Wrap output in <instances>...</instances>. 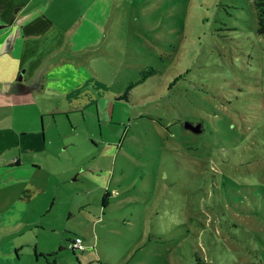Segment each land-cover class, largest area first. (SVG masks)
<instances>
[{"label":"rangeland","instance_id":"obj_1","mask_svg":"<svg viewBox=\"0 0 264 264\" xmlns=\"http://www.w3.org/2000/svg\"><path fill=\"white\" fill-rule=\"evenodd\" d=\"M9 4L12 31L37 14L52 24L28 40L50 49L45 90L74 89L75 136L59 145V213L70 217L56 234L84 250H59L54 264H264V37L253 0Z\"/></svg>","mask_w":264,"mask_h":264},{"label":"crops","instance_id":"obj_2","mask_svg":"<svg viewBox=\"0 0 264 264\" xmlns=\"http://www.w3.org/2000/svg\"><path fill=\"white\" fill-rule=\"evenodd\" d=\"M9 2L0 0V264H54L56 253L79 238L65 242V249L56 234L60 217H70V212L59 213L64 174L59 145L67 150L75 136L69 102L74 89L62 81L60 89L49 85L45 90L47 82L39 80L50 49L30 46L28 40L41 37L52 24L37 14L12 31Z\"/></svg>","mask_w":264,"mask_h":264},{"label":"trees","instance_id":"obj_3","mask_svg":"<svg viewBox=\"0 0 264 264\" xmlns=\"http://www.w3.org/2000/svg\"><path fill=\"white\" fill-rule=\"evenodd\" d=\"M253 5H254V9L256 12V23H257V33L264 37V0H253ZM141 79L138 81H142L144 78H146L148 75H152L154 73V71L152 69H148L146 71H142L141 72ZM132 86V84H130L127 88V90L121 95V98H125L127 92L129 91L130 87ZM191 126L195 127L196 125L199 124H192V123H188ZM200 125H199V129H200ZM188 130V129H186Z\"/></svg>","mask_w":264,"mask_h":264},{"label":"built area","instance_id":"obj_4","mask_svg":"<svg viewBox=\"0 0 264 264\" xmlns=\"http://www.w3.org/2000/svg\"><path fill=\"white\" fill-rule=\"evenodd\" d=\"M70 248L72 251L77 250V251H83V246H82V242L79 238H75L70 245Z\"/></svg>","mask_w":264,"mask_h":264},{"label":"water","instance_id":"obj_5","mask_svg":"<svg viewBox=\"0 0 264 264\" xmlns=\"http://www.w3.org/2000/svg\"><path fill=\"white\" fill-rule=\"evenodd\" d=\"M21 80V75L18 76V81ZM185 128L188 129L189 131L193 132V133H199L200 129H199V125H196L195 127L191 126L190 124H185Z\"/></svg>","mask_w":264,"mask_h":264},{"label":"flooded vegetation","instance_id":"obj_6","mask_svg":"<svg viewBox=\"0 0 264 264\" xmlns=\"http://www.w3.org/2000/svg\"><path fill=\"white\" fill-rule=\"evenodd\" d=\"M192 124H196V123H192Z\"/></svg>","mask_w":264,"mask_h":264}]
</instances>
